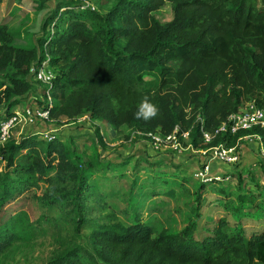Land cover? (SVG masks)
<instances>
[{
    "label": "trees",
    "instance_id": "16d2710c",
    "mask_svg": "<svg viewBox=\"0 0 264 264\" xmlns=\"http://www.w3.org/2000/svg\"><path fill=\"white\" fill-rule=\"evenodd\" d=\"M166 1L172 4V18L161 22L152 11ZM52 21V36L38 38L30 49L10 44L6 27L0 25V76L8 80H0V104H6L0 119L30 89V68L46 55L56 69L49 89L50 120L74 119L90 110L115 125H159L167 133L177 127L178 138L187 131L189 144L197 148L204 145L202 132L214 133L230 113L244 106V96L264 109V0H118L106 13L77 7L56 10ZM148 74L158 79L155 89L143 85ZM145 98L159 114L136 119ZM244 132L258 133L264 141L258 126L236 135ZM223 134L229 130L217 133L211 144ZM36 144L31 134L0 148V253L14 237L4 227L5 206L50 168H71L66 150L59 154V140L45 149ZM19 216L18 210L12 218ZM74 222L78 230L83 220ZM196 229L189 218L179 232L162 228L153 234L136 216L129 225L102 226L93 235L98 254L111 264H264V231L248 238L243 231H229L224 219L204 239ZM43 264L99 263L75 244Z\"/></svg>",
    "mask_w": 264,
    "mask_h": 264
},
{
    "label": "rangeland",
    "instance_id": "374dc122",
    "mask_svg": "<svg viewBox=\"0 0 264 264\" xmlns=\"http://www.w3.org/2000/svg\"><path fill=\"white\" fill-rule=\"evenodd\" d=\"M117 2L0 0V25L6 27L10 44L30 49L38 38L52 36L56 10L77 7L106 13ZM171 5L166 1L152 13L161 22L169 21ZM33 69L28 75L30 89L17 97L11 109L45 106L46 84L35 77ZM43 70L52 78L56 74L48 63ZM0 80L8 82L5 74ZM157 83L152 74L143 78L145 88L155 89ZM252 101L249 95L244 96V106L239 109ZM5 108L1 103L0 114ZM48 130L53 135L50 140L45 136ZM236 133L221 135L217 143L236 146L239 161L230 165L211 162L207 177L223 180L204 181L198 173L206 164L208 154L202 151L209 144L194 148L184 136L178 138L181 146L173 147L170 141L161 139L169 133L159 125H115L85 110L74 119L38 120L20 133L14 131L7 140H0V148L31 134L41 149L59 140V154L66 150L71 168L61 172L50 168L44 178L30 184L20 198L5 206L4 227L14 237L0 253V264H43L75 244L83 246L99 264H111L98 254L94 230L113 223L129 225L136 216L152 228L153 234L162 228L179 232L189 218L195 220L201 239L212 233L219 219L225 220L229 231H243L248 238L264 231V141L251 133ZM1 158L0 152V177L4 175ZM11 175L16 176L15 171ZM18 210L20 218L15 220L12 216ZM78 217L83 222L76 230L74 219Z\"/></svg>",
    "mask_w": 264,
    "mask_h": 264
},
{
    "label": "built area",
    "instance_id": "2783aa9c",
    "mask_svg": "<svg viewBox=\"0 0 264 264\" xmlns=\"http://www.w3.org/2000/svg\"><path fill=\"white\" fill-rule=\"evenodd\" d=\"M48 58V55H46V59L43 60L37 67H35L33 64L31 66V68L34 67L33 73L35 74V77L46 84L45 91L47 101L45 106H43L42 108L32 106L24 109H19L18 107L13 108L12 112L9 115L0 119V140H7L14 131H18L20 133L24 130V128H26V126L33 124L38 120H42V122L51 121L49 118V109L52 106V101L49 94V89L52 86V79L54 77L52 78L51 76L47 75L43 70L44 66L48 63ZM254 126H258L264 130V109L257 106L254 101H252L249 102L244 109H239L236 112L230 113L226 121H223L214 133L203 131V140L205 143L209 144V146L202 152L206 155L208 154V156L204 169L200 171L198 175H200L204 181L211 179L216 181L223 180L219 176L215 179L212 176L207 177L208 164L213 161L229 165L236 164L239 161V153L236 146L234 145H227L223 142L211 144L214 136L217 133H223L226 130H229V133L234 134L239 130H248ZM177 131L178 128L175 127L171 133L167 134L164 138L161 139L166 142L170 141L173 147H180L181 145L178 141ZM45 132V136L49 140L53 138V135L50 134V130ZM187 134V131L182 132V137L185 136L187 138ZM251 134L260 138V135L258 133ZM154 138L156 137L154 136ZM223 177L225 179L229 178H227V176Z\"/></svg>",
    "mask_w": 264,
    "mask_h": 264
},
{
    "label": "clouds",
    "instance_id": "9594fccd",
    "mask_svg": "<svg viewBox=\"0 0 264 264\" xmlns=\"http://www.w3.org/2000/svg\"><path fill=\"white\" fill-rule=\"evenodd\" d=\"M158 114L159 109L155 105L151 104L147 98H145L138 107L135 117L136 119L142 118L145 120H149L157 117Z\"/></svg>",
    "mask_w": 264,
    "mask_h": 264
}]
</instances>
